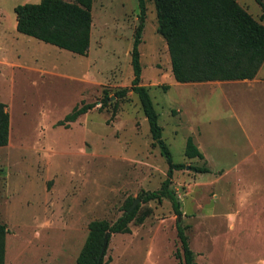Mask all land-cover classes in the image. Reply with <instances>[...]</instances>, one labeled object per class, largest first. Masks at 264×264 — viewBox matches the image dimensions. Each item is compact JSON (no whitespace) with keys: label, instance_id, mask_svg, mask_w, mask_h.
<instances>
[{"label":"rangeland","instance_id":"obj_1","mask_svg":"<svg viewBox=\"0 0 264 264\" xmlns=\"http://www.w3.org/2000/svg\"><path fill=\"white\" fill-rule=\"evenodd\" d=\"M38 1L0 0V101L9 118L0 146L3 264H75L88 222H113L127 199L159 187L167 165L135 94L113 95L132 77L136 0H92L85 56L15 30L13 7ZM236 1L264 25L254 0ZM138 51L161 137L171 160L185 165L170 183L181 213L165 198H138L150 213L130 221L129 232L110 233L103 260L182 264L179 222L195 264H264V60L249 80L175 82L152 0ZM103 93L109 100L99 109ZM80 103L94 106L55 125ZM187 136L202 159L183 155Z\"/></svg>","mask_w":264,"mask_h":264},{"label":"trees","instance_id":"obj_2","mask_svg":"<svg viewBox=\"0 0 264 264\" xmlns=\"http://www.w3.org/2000/svg\"><path fill=\"white\" fill-rule=\"evenodd\" d=\"M264 16V4L254 0ZM156 31L167 47L170 71L175 82L230 81L252 79L264 60V25L256 21L236 0H152ZM92 0H39L35 3L17 4L13 7L15 30L44 43L64 49L73 54L85 56L88 51L91 25ZM137 23L129 50L132 77L128 88L117 89L114 97L120 98L130 90L139 102L146 120L148 132L167 168L159 187L146 190L138 195L148 201L162 198L170 202L173 212L181 213L179 200L170 186L174 170L185 167L181 162H173L167 145L161 137V127L157 113L146 88L140 84L141 66L138 45L145 15V0H136ZM109 97L103 93L99 109L107 104ZM94 103L74 105L55 125L66 127L79 115L91 109ZM9 118L5 104L0 101V146L8 141ZM183 155L187 158L202 159L203 155L187 136ZM195 172H208L204 165L189 167ZM132 200L127 199L124 211L113 222L91 220L87 224V235L75 257V264H106L103 254L99 256L104 232H129L128 223H142L150 213V207L137 205L125 214ZM185 227L176 223L179 250L175 256L182 264H195L188 246ZM6 226L0 223V264L4 263V235Z\"/></svg>","mask_w":264,"mask_h":264},{"label":"water","instance_id":"obj_3","mask_svg":"<svg viewBox=\"0 0 264 264\" xmlns=\"http://www.w3.org/2000/svg\"><path fill=\"white\" fill-rule=\"evenodd\" d=\"M138 201H139V199L137 197L133 198L132 201H131V203L129 204L128 208L126 209L125 214H127L128 212H130L134 208V206L136 205V203ZM109 234H110V232H108V231L104 232V234H103L102 244H101L100 251H99V256L102 255L103 251L106 248Z\"/></svg>","mask_w":264,"mask_h":264}]
</instances>
